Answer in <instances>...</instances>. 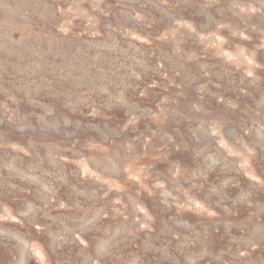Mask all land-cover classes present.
<instances>
[{"label":"rangeland","instance_id":"374dc122","mask_svg":"<svg viewBox=\"0 0 264 264\" xmlns=\"http://www.w3.org/2000/svg\"><path fill=\"white\" fill-rule=\"evenodd\" d=\"M0 264H264V0H0Z\"/></svg>","mask_w":264,"mask_h":264}]
</instances>
